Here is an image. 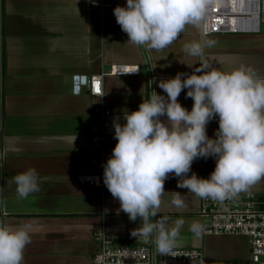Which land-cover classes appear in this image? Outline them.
<instances>
[{
    "label": "crops",
    "instance_id": "0c3cea01",
    "mask_svg": "<svg viewBox=\"0 0 264 264\" xmlns=\"http://www.w3.org/2000/svg\"><path fill=\"white\" fill-rule=\"evenodd\" d=\"M114 7L99 12L90 9L89 0H0V223L29 226L31 243L22 264H92L94 236L100 230L118 242L153 245L130 234L139 218L130 221L107 189L77 182L78 175L97 170L91 164V110L103 104L111 111L105 136L111 152L114 119L123 124V112L135 110L153 90L163 94L153 79L187 75L197 66L187 65L197 58L184 53L182 46L199 40L200 33L186 25L163 49L132 45L115 21ZM206 36L216 41L203 52L212 67L230 71L243 65L264 77V22L256 32ZM113 64L138 66L140 72L104 76L103 98L85 90L73 92V75L88 77ZM177 100L191 108L192 100L183 91ZM217 127L211 120L207 135L212 137ZM29 167L38 173L40 191L18 199L11 177ZM213 167V158H200L191 171L206 178ZM176 181L171 175L164 181L158 210L169 217V225L178 217L184 220L172 248L199 249L211 264H247L248 245L239 250L237 238L189 231L193 221L201 224L200 198L177 188ZM171 191L181 193L185 207L170 205ZM244 193L264 194V178L239 192Z\"/></svg>",
    "mask_w": 264,
    "mask_h": 264
},
{
    "label": "clouds",
    "instance_id": "9594fccd",
    "mask_svg": "<svg viewBox=\"0 0 264 264\" xmlns=\"http://www.w3.org/2000/svg\"><path fill=\"white\" fill-rule=\"evenodd\" d=\"M95 4V0H89ZM208 0H125L113 15L127 42L160 50L171 44L190 25L200 39L186 42L182 51L195 57L190 74L177 73L153 79L163 94L153 90L135 110L123 112L124 123L113 121L115 144L102 163V181L118 201L119 211L130 221L139 218L131 231L135 238L151 240L159 253H169L184 225L159 214L164 181L177 178L176 187L202 199L223 201L246 191L264 178V77L243 65L221 71L203 55L216 41L206 36L204 24ZM183 77V78H182ZM181 91L191 98L190 109L177 100ZM163 118V119H161ZM118 119V118H117ZM215 119L214 135L206 133ZM213 158L208 176L191 171L196 159ZM18 199L40 191L39 176L29 167L11 177ZM170 205L180 209L185 201L171 191ZM203 226L193 221L189 231L200 235ZM31 243L27 224L0 223V264H22Z\"/></svg>",
    "mask_w": 264,
    "mask_h": 264
},
{
    "label": "built area",
    "instance_id": "2783aa9c",
    "mask_svg": "<svg viewBox=\"0 0 264 264\" xmlns=\"http://www.w3.org/2000/svg\"><path fill=\"white\" fill-rule=\"evenodd\" d=\"M90 9L103 12L115 6L114 0H95ZM264 22V0H208L204 24L206 35L251 33L259 30ZM138 66L113 64L108 70L88 77L75 74L71 87L75 94L83 90L93 98H103V78L113 76H136ZM95 121L90 125V147L94 152L91 164L97 170L80 174V185L106 189L102 181V163L111 155L105 141L111 126V111L103 104L92 107ZM197 214L201 218L204 236H242L246 238L249 262L264 264V194L244 193L217 201L199 199ZM97 244L92 264H211L204 253L195 248H171L169 253H159L153 245L141 243L129 245L118 242L104 230L95 233Z\"/></svg>",
    "mask_w": 264,
    "mask_h": 264
},
{
    "label": "rangeland",
    "instance_id": "374dc122",
    "mask_svg": "<svg viewBox=\"0 0 264 264\" xmlns=\"http://www.w3.org/2000/svg\"><path fill=\"white\" fill-rule=\"evenodd\" d=\"M232 237H235V236H232ZM235 238H237L238 242L241 243V244H240V243L237 244L239 250H241L243 246L245 247V246L247 245L246 238H244V237H242V236L235 237ZM242 245H243V246H242Z\"/></svg>",
    "mask_w": 264,
    "mask_h": 264
}]
</instances>
